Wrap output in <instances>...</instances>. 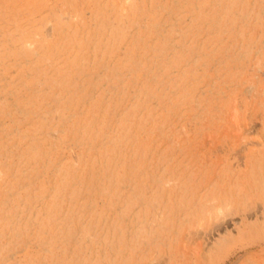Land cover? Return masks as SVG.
<instances>
[{
    "label": "rangeland",
    "instance_id": "obj_1",
    "mask_svg": "<svg viewBox=\"0 0 264 264\" xmlns=\"http://www.w3.org/2000/svg\"><path fill=\"white\" fill-rule=\"evenodd\" d=\"M0 264H264V0H0Z\"/></svg>",
    "mask_w": 264,
    "mask_h": 264
},
{
    "label": "bare ground",
    "instance_id": "obj_2",
    "mask_svg": "<svg viewBox=\"0 0 264 264\" xmlns=\"http://www.w3.org/2000/svg\"><path fill=\"white\" fill-rule=\"evenodd\" d=\"M224 223V222H223ZM243 251V250H242ZM250 263V262H249Z\"/></svg>",
    "mask_w": 264,
    "mask_h": 264
}]
</instances>
